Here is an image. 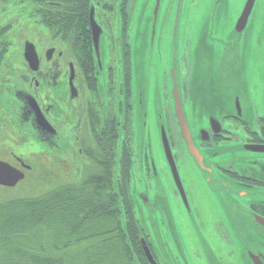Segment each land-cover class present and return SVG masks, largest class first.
Wrapping results in <instances>:
<instances>
[{"label":"flooded vegetation","instance_id":"af4514ba","mask_svg":"<svg viewBox=\"0 0 264 264\" xmlns=\"http://www.w3.org/2000/svg\"><path fill=\"white\" fill-rule=\"evenodd\" d=\"M4 1L22 6L19 25L33 23L50 32L49 43L42 47L32 40L25 42L24 60L26 45H34L40 69L33 72L27 64L32 74L31 79L24 76L28 89L6 87L7 111L50 150L59 151L63 138L64 144L76 145L82 192L87 183L96 193V185H89L96 178L104 191L115 187L120 200L125 199L133 213L132 234L137 250L129 249L133 261L137 258L140 264H253L248 255L252 251L255 256L263 254L259 258L264 264V247L254 240L250 243L252 226L257 228L258 237L261 230L264 232V226L256 221V217L264 220V92L194 89L192 85L214 51L224 65L222 73L227 71V81L237 85L239 80L244 81L246 61L240 45L251 27L255 5L247 27L240 33L237 27L239 22L243 24L249 0L236 4L235 19L229 27L216 22L222 12V0H215L217 7L214 11L209 9L204 23L196 27L195 22L187 21L183 44L176 46L175 42L173 46L171 59L180 69L184 110L193 141L204 158L203 166H199L181 134L173 89H136V93L132 89L130 59L135 45L147 40V36L141 34L138 40L130 31L127 38L124 30L137 14H147V0H0V6ZM199 1L191 2L192 14L200 11ZM179 2L169 0L163 24L173 19L174 12L176 21ZM92 11L102 30L99 58L94 47ZM192 17L189 14L188 20ZM2 39L0 34V63L11 56V47L5 49ZM54 41H60L61 47ZM104 41L112 45L109 59L119 47L118 71L103 64ZM65 60L69 61L67 66ZM46 64L53 67V77L55 69L60 74L66 69L62 79L66 85L47 89L43 101L38 74ZM100 74L101 80L107 81L103 89L99 86ZM31 99L51 131L38 123ZM163 132L176 169L165 151ZM19 163L24 174L31 171V166L21 160Z\"/></svg>","mask_w":264,"mask_h":264},{"label":"rangeland","instance_id":"374dc122","mask_svg":"<svg viewBox=\"0 0 264 264\" xmlns=\"http://www.w3.org/2000/svg\"><path fill=\"white\" fill-rule=\"evenodd\" d=\"M192 1L193 0H183L182 2L177 38L175 35L177 21V19L175 21V12L173 13V19L170 18L163 24L166 14L165 10L169 0L162 1L156 32V42L153 48H148L146 49L147 51L144 50L136 53L134 47L133 56L130 59V63H132V89H134L135 93L136 89L172 88V69H177L180 75L179 66L175 65L171 59L175 42H177L176 46L183 44V35L187 29L185 28L187 21L195 22V26L200 27L204 23L205 16L209 15V11L212 8V11H214L217 7V4L214 2L215 0H200V11H194L193 15L190 8ZM238 2L239 0H222L219 3V8L222 9L219 18L216 20L219 26L229 27L233 24L236 15L234 8ZM144 5L147 9V14H137L133 23H127L124 30V34L126 32L127 38L129 37L130 31H134L133 37H135L136 34V38L139 40L141 39L140 34H142V37L147 35L148 40L149 27L151 26L152 13L155 10L156 0H147ZM176 5L175 2L174 9ZM21 8L22 6L16 5L15 2L6 3L5 1L3 2V6H0V34L3 35L1 41L4 43L5 49L11 47V56L6 57L4 63H0V123L3 125V127H0V160L11 164L17 169L19 168V170L21 169L19 160H21L31 166L32 169L31 171H25V179L21 181L17 187H0V212L10 204H19L26 200L40 198L59 187L71 185L81 186L79 180L80 176L77 174L78 162L76 157V145L71 142L64 144L63 138L59 151L50 150L33 137L28 127L23 128L16 123L4 104V100L6 99L4 90L7 86L29 88V85L25 84L26 79L24 76L28 77L29 75L28 78L31 79L32 74L22 55L24 44L27 39L35 43L38 42V47H42L43 43H49L48 41L50 39V32L33 23H21L19 25L20 16L18 15H20ZM1 12L3 13L1 14ZM189 14L193 17L188 20ZM129 17L127 20H129ZM136 17L137 20L135 22ZM137 21L139 23L138 26ZM249 26L251 27L249 28L248 34L240 45L241 55L246 61V76L244 81L242 82L239 80V85L232 81H227L225 77L227 71L225 74L222 73L224 65L220 64V60L217 58L218 54L214 51L212 57L204 62V66L200 67L197 74L198 78L196 77L195 81L192 80L194 89H248L249 92L251 89H260L264 92V0H257L255 2L254 14ZM143 42L142 39V43ZM54 45L61 47V42L54 41ZM103 47L105 50V61H103V64L105 66H111V68L114 66L115 70L118 71L120 69L121 60L119 47L116 50L115 56L111 53L110 59L109 55L112 45H109L107 42L105 44L104 41ZM166 53H169V55L164 56ZM218 53H221V51L219 50ZM176 57L177 59L179 58L178 51ZM134 61L138 63L135 72ZM68 62L69 61L65 60L66 66ZM95 64L97 68V63L95 62ZM52 68L53 67L46 64L41 73L38 74V79L43 86V89L40 91V96L43 101L46 100L48 94L47 89H54V87L59 89L63 85H66V81L64 83L62 82V79H65L64 72L66 69H64L61 74L58 69H55L56 73L53 77V74H51ZM128 68L130 71V67ZM101 78L102 75L100 74L99 86L103 89L106 88L107 81L106 79L101 80ZM115 79H117V77ZM57 81H59L58 84H56ZM50 96L52 95L50 94ZM256 229L255 226H252L251 237L253 239L249 238L251 240L250 243H252L253 240L255 242H260V247L263 248L264 232L261 230L258 237L256 235L258 230ZM30 237H34V233L20 231L19 233L5 236L0 232V242L8 239L9 243L17 247L19 251H21L23 247H28L30 249L34 247V242ZM246 240L248 241V239ZM1 251L0 249V252ZM129 252L114 251V254L118 255L115 256L124 261L125 264H140L137 258L133 261L129 256ZM32 253L40 255L42 251H32ZM123 256H125V260ZM12 260L15 262L18 261L19 258L14 256Z\"/></svg>","mask_w":264,"mask_h":264},{"label":"trees","instance_id":"16d2710c","mask_svg":"<svg viewBox=\"0 0 264 264\" xmlns=\"http://www.w3.org/2000/svg\"><path fill=\"white\" fill-rule=\"evenodd\" d=\"M98 181L89 182L92 187L96 185V193L87 183L83 192L81 186L71 185L4 208L0 212V232L5 236L20 231L34 233L30 237L34 247L19 251L5 239L0 242V263L125 264L114 251L129 252L131 247L137 251L133 213L114 186L104 191ZM14 256L19 260L14 262Z\"/></svg>","mask_w":264,"mask_h":264},{"label":"water","instance_id":"95a60500","mask_svg":"<svg viewBox=\"0 0 264 264\" xmlns=\"http://www.w3.org/2000/svg\"><path fill=\"white\" fill-rule=\"evenodd\" d=\"M163 0H156V6L155 10L152 13V19H151V26L149 27V37L148 40H143L144 42L142 43L141 41L135 45V51L136 53L139 51H144L147 48H153L154 43H155V37H156V32H157V27H158V22H159V16H160V10H161V5H162ZM182 2L183 0H180L179 2V8L177 12V21H176V28H175V35L177 38V33H178V28H179V23H180V18H181V8H182ZM256 0H249L244 14H243V24L239 22V25L237 27V32H243L245 28L247 27V22L249 19V15L251 10L254 8ZM91 23H92V30H93V40H94V47L96 49V53L98 58L100 57L99 49H100V37L102 34V30L98 27L94 20V12L92 11L90 15ZM147 36V35H146ZM141 37V34H140ZM142 38V37H141ZM25 59L27 64L29 65L30 70L33 72H38L40 69V61L38 58V54L36 52V48L32 44H27L26 45V52H25ZM100 68H102V62H98ZM138 63H135L134 61V72L135 68H137ZM72 75V80H73ZM172 88L173 89V97L175 100V109H176V114L178 118V123L180 127V131L182 136L184 137V140L186 142L187 148L191 155L195 158L199 166H203V156L200 154L198 151V148L196 144L193 141L192 133L189 127V123L186 117V112L184 110V103H183V98H182V85H181V79L180 75L177 69L173 68L172 69ZM30 105L34 107V110L36 111L37 114V120L38 123L42 128L47 129L48 131H51V126L48 124V122L45 120L43 115L40 112V109L36 105L35 101L33 99L30 100ZM240 109V106L238 107ZM54 131V130H53ZM164 138H165V151L167 153L168 159L170 161V164L173 169H176L175 164H174V159L172 156L171 148L168 139L166 138L165 132H163ZM28 169L30 167H27ZM25 179V174L24 172L20 171L19 169L13 167L11 164L6 163L4 161H0V187H5V188H15L17 185ZM125 219L123 218V221ZM257 223L261 224L264 226V220L262 218L259 219V217H256ZM144 249L149 256L150 261L154 263L153 258L151 257L150 250L146 243H144ZM248 255L251 258V261L253 264H261L260 255H263L260 253V255L255 256L252 251H248ZM262 257V256H261ZM155 264V263H154Z\"/></svg>","mask_w":264,"mask_h":264}]
</instances>
